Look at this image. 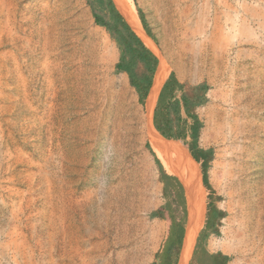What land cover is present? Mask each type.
I'll return each mask as SVG.
<instances>
[{
    "label": "rangeland",
    "instance_id": "1",
    "mask_svg": "<svg viewBox=\"0 0 264 264\" xmlns=\"http://www.w3.org/2000/svg\"><path fill=\"white\" fill-rule=\"evenodd\" d=\"M99 1L0 0V264H154L160 250L149 110L114 70ZM134 3L169 73L209 84L204 224L209 204L224 212L209 249L264 264V0Z\"/></svg>",
    "mask_w": 264,
    "mask_h": 264
},
{
    "label": "trees",
    "instance_id": "2",
    "mask_svg": "<svg viewBox=\"0 0 264 264\" xmlns=\"http://www.w3.org/2000/svg\"><path fill=\"white\" fill-rule=\"evenodd\" d=\"M105 0H100L99 3L101 5L104 4ZM109 3L112 6V11L114 15L117 16V23L114 28L117 26L126 27L129 30L130 27L122 17V15L117 11L113 2L109 0ZM92 6V3L90 2ZM143 27L150 38L155 40L153 34L150 29L146 25V21L144 19L143 14L140 12L139 14ZM94 18L98 26H101L107 29L109 32H112L111 23L105 21L101 16L95 13ZM156 41V40H155ZM181 93L179 96L178 94ZM169 99H166L165 87L162 90L155 112L153 123L155 129L158 133L167 140L174 141H184L187 137L185 135L186 125L188 122V118L192 120V124L190 126V136L192 139L191 144H188L190 153L194 160L197 163H200L202 166L203 173V181L204 185L208 191H212V187L208 182V169L210 163L213 161V151L211 149L204 150L199 148L198 139L201 129L203 128V123L199 121L198 116L193 114L194 107L199 104V101H194L189 93H187L184 89V86L181 84H177L173 86L171 92L168 94ZM141 104H143V100H141ZM182 104L185 107V115L186 119L183 120L182 115ZM174 120H176V124H174ZM178 129H176L177 127ZM181 127V129H180ZM183 128V129H182ZM152 154L156 157L153 152L151 146H149ZM182 153V152H180ZM187 158H190L189 154L182 153ZM157 164L160 167L161 173V182L165 185L164 188V196L167 201V204L164 206V213L169 214L170 221V230L169 237L167 240V248L162 257H159L161 264H172L171 256L176 250L177 254H179V250L183 247L185 236H186V227H187V201L185 195V189L182 185L181 181L174 176H170L163 165L156 157ZM195 163V162H194ZM197 170V169H196ZM198 172L201 173L200 166L198 165ZM197 172V173H198ZM200 175V174H199ZM203 183V182H202ZM204 187V188H205ZM181 210V213L179 212ZM208 216L215 217L219 220L224 218V212L222 210H218L214 204H209L208 208ZM216 235H219V232H216ZM231 261V257L223 254L222 252L211 253L204 242V237L198 238L197 244L190 261V264H228Z\"/></svg>",
    "mask_w": 264,
    "mask_h": 264
},
{
    "label": "crops",
    "instance_id": "3",
    "mask_svg": "<svg viewBox=\"0 0 264 264\" xmlns=\"http://www.w3.org/2000/svg\"><path fill=\"white\" fill-rule=\"evenodd\" d=\"M111 1L113 2L115 8L117 9L114 3V0H111ZM116 3L118 4L119 8L122 10L119 0H116ZM112 9L113 8L111 4L109 3V0H105L103 6L99 10H96L95 13L101 16L105 21L111 23L113 27L112 32H109L107 29L100 26L101 28L106 30V32L109 35L110 41H111V58H112L114 70L117 74H119L123 78V80L127 81L130 84V87L132 88L134 93L137 95L139 102L141 103V100H143V105L146 106L148 99L150 97L151 91L154 87L155 79H156L159 66H160V59L157 56V54L150 47H148L146 43L142 40V38L132 29V27L128 24V22L123 17V15L119 12L118 9L117 11L125 19V21L129 25L131 30H129L126 27H122L121 25L117 26L116 29L114 28L118 20H117V16L114 15ZM155 40L153 41L157 44V41ZM158 54L160 55L159 50H158ZM164 73L166 74V77L164 81L162 82L160 89L157 93V98L153 105L154 112H155L160 94L162 90L164 89V87H165L166 99H169L168 94L171 92L173 86L177 84H181L184 86L185 91L189 93L191 97H193L192 99L194 101H197V100L199 101V104H197L193 109V114L198 116L199 121L203 123V127H204V120H203L202 113L207 107V105L209 104V99H210L209 84L205 81L186 80L185 78L182 77V75L175 68H172V67H171L170 73H169V70L166 68H165ZM178 95L180 96L181 93H179ZM182 115H183V120H185L187 117L185 115V107L183 104H182ZM187 120L188 122L186 125V129H184L185 135H187L185 140H190V143L188 144H191L192 139L190 136V126L192 124V120L189 118ZM176 123H177L176 120H174V124ZM176 129H178V127ZM203 141H204V137H203V128H202L199 134L198 145H199V148L201 149L209 150L202 146ZM180 152L190 155V153L187 150H185L183 147H180L179 151H176V150L175 152L173 151L172 154L174 155L176 160L189 165L193 170H195L194 172L198 175L199 180L201 184L203 185L202 174L197 171L198 163L195 162V160L192 158L191 155H190V158H187L184 154ZM170 176L172 177V175ZM164 188H165V185L163 184V191H164ZM163 209H164V205H160L157 209L154 210L155 219L157 222H159L160 224L167 223V220H168V228L164 232V238L162 239V244L160 246V250L157 253V257H156L154 264H161L158 258L163 256L165 249L167 248L166 247L167 240L169 237L170 221H169V217L164 213ZM217 209L220 210L218 207ZM219 222L220 220L218 218H215V217L211 218L207 216V219L204 224V228L199 233L200 235L198 238L204 237V242L207 246V249L211 253L222 252L221 250L211 251L209 249L210 243L212 242L214 236H216V232H220ZM158 227L160 228L159 229L160 231L161 226L158 225ZM228 264H233L232 260Z\"/></svg>",
    "mask_w": 264,
    "mask_h": 264
},
{
    "label": "bare ground",
    "instance_id": "4",
    "mask_svg": "<svg viewBox=\"0 0 264 264\" xmlns=\"http://www.w3.org/2000/svg\"><path fill=\"white\" fill-rule=\"evenodd\" d=\"M119 2L122 10L119 8L118 4L116 3V0H114V3L119 12L123 15L128 24L132 27V29L142 38L146 45L157 54L160 59V66L155 79L154 87L146 104V110L149 108V116L147 117L146 124L147 132L148 137L151 140V144L155 149L157 158L163 165L164 169L168 174L177 177L181 181L185 189L189 210V225L187 227V234L178 264H190V260L193 256L196 247L197 238L200 233L199 230L202 228L205 219L204 189L199 180L198 175L194 172L195 170H193L189 165L176 160V158L172 154L173 151H179L180 147L183 146L179 142L165 139L158 133V131L154 127L153 105L157 98V93L160 89V86L166 77V74L164 73L165 61H163V59H161L160 55L158 54L157 44L148 36L143 25L140 24L134 1L119 0ZM106 47H109L108 44H106ZM109 52H111V50H109ZM183 148L187 150L185 147ZM158 229L160 228L158 227Z\"/></svg>",
    "mask_w": 264,
    "mask_h": 264
},
{
    "label": "water",
    "instance_id": "5",
    "mask_svg": "<svg viewBox=\"0 0 264 264\" xmlns=\"http://www.w3.org/2000/svg\"><path fill=\"white\" fill-rule=\"evenodd\" d=\"M186 234H187V230H186ZM185 238H186V236H185Z\"/></svg>",
    "mask_w": 264,
    "mask_h": 264
}]
</instances>
